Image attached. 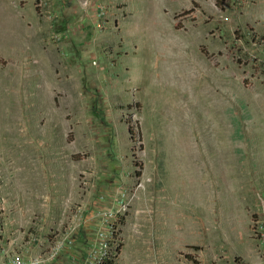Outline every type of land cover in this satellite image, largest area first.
Segmentation results:
<instances>
[{"label": "rangeland", "instance_id": "rangeland-1", "mask_svg": "<svg viewBox=\"0 0 264 264\" xmlns=\"http://www.w3.org/2000/svg\"><path fill=\"white\" fill-rule=\"evenodd\" d=\"M78 1L0 0V263L264 264V0Z\"/></svg>", "mask_w": 264, "mask_h": 264}, {"label": "built area", "instance_id": "built-area-1", "mask_svg": "<svg viewBox=\"0 0 264 264\" xmlns=\"http://www.w3.org/2000/svg\"><path fill=\"white\" fill-rule=\"evenodd\" d=\"M127 0H79L78 2H74L71 6H73V14L77 17V21L79 20V24L81 26H88L90 29H98V30H107L117 33L119 32L118 24L124 18L125 4ZM59 6V5H58ZM42 8H44V13L51 19H55L54 10L55 5L51 2H46L43 4ZM52 40L57 41L60 39L59 34L55 33L52 35ZM261 237L264 242V228L261 226ZM6 255H9L8 251H6ZM264 263V254L262 257ZM16 263H20V261L14 258ZM1 264V263H0ZM27 264H36V262H28Z\"/></svg>", "mask_w": 264, "mask_h": 264}, {"label": "crops", "instance_id": "crops-1", "mask_svg": "<svg viewBox=\"0 0 264 264\" xmlns=\"http://www.w3.org/2000/svg\"><path fill=\"white\" fill-rule=\"evenodd\" d=\"M128 8L130 10V9H132V6L131 5L128 6V2H127L125 4L126 14H125L124 18L128 15ZM68 9L70 11H72L71 13H73V6H70ZM64 13H66V12L64 11ZM124 18L119 22L118 29L120 30V32L126 38H128V35L131 32L132 26L135 25V24H140V23L143 24L144 20L141 19L140 17H134V16H131V18H129V19H128V16H127V18H125V19ZM124 47H127L128 48V39H126V42L124 44Z\"/></svg>", "mask_w": 264, "mask_h": 264}, {"label": "trees", "instance_id": "trees-1", "mask_svg": "<svg viewBox=\"0 0 264 264\" xmlns=\"http://www.w3.org/2000/svg\"><path fill=\"white\" fill-rule=\"evenodd\" d=\"M129 123H130V120L128 121L127 131H128V133H129L130 135H133V134H134V132H133V128H132V126L129 125ZM100 264H112V260H111V259H106V258H104V259L101 261Z\"/></svg>", "mask_w": 264, "mask_h": 264}]
</instances>
